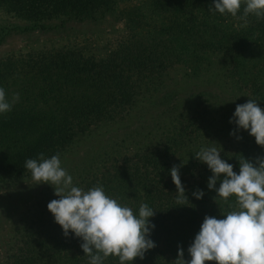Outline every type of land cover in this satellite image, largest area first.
I'll list each match as a JSON object with an SVG mask.
<instances>
[{
	"label": "trees",
	"instance_id": "16d2710c",
	"mask_svg": "<svg viewBox=\"0 0 264 264\" xmlns=\"http://www.w3.org/2000/svg\"><path fill=\"white\" fill-rule=\"evenodd\" d=\"M129 1L0 0V13L29 23L22 29L13 26L20 31L53 30L57 27L55 23L50 25L53 21L62 26L70 21L97 22L114 16L121 21L125 34L113 50L100 58L78 49L60 47L0 60V88L5 90L9 99L19 93V101L12 110L0 114V142H3L5 149V138L9 142L18 139L28 142L24 147L26 154H17L13 163L6 160L0 165L1 182L16 178L26 170L21 163L23 158L35 159L41 152L50 158L77 134H86L98 124L113 120L115 115L121 116L120 113L132 110L138 99H145L141 96V89L153 96L158 94L164 88L163 75L173 65L186 67L187 76L198 75L200 66H207L211 62L206 55L208 52L218 54L221 70L232 89L240 92L247 101L249 98L256 99L258 106L264 109V19L258 20L254 15H249L247 24L235 18L225 26L223 20L215 21L220 19L219 13L217 17L210 18L212 13L208 10L213 0H148L141 4L133 3L127 8L125 5L126 9L118 11ZM243 6L242 3L238 16L242 14ZM179 92L172 94L178 98ZM201 94L192 95V100L196 101ZM149 98L151 103L156 100L147 95L146 99ZM161 99L169 102L166 94L159 96ZM206 111L204 108L202 113L195 112L188 121L185 120L186 124L196 125L183 132H192V135L171 138L170 141L165 139L163 146L150 147L142 154L136 152L131 158L125 156L119 164V168H124L117 180H114V175L105 174L101 178L104 184L93 181L85 184V191L102 185L106 194L109 190L108 196L132 208L134 214H138L142 203L154 206L152 189L157 195V211L149 218L150 223L155 225L150 239L156 246L148 250L143 259L135 258L125 264H174L178 245L184 250V259H188L186 248L189 246L177 239L176 226L180 232H185V226L201 217L200 212L195 213L196 210L206 215L207 202L192 195L204 184L201 182L197 186L188 183L187 188L183 186L191 206H177L173 198L176 197V187L166 176L170 172V165L161 163L160 157L166 160L175 151L194 155L191 146L202 135L211 138L207 145L211 146L214 139L219 141V134H204L212 125L210 121L201 119ZM209 113L206 112V115L209 116ZM178 118H182L180 113L172 119ZM227 135L222 134V139ZM240 137L239 140L235 138V145L234 141L229 143L233 151L220 152L221 158L233 165V171L237 174L241 156L250 162H254L256 157H264V150L260 149L262 146L256 144L253 136L250 142H246L245 135ZM159 150H162V154ZM227 153L232 155L227 157ZM200 166V178L203 175L205 180L212 175L205 163ZM165 178L168 182L162 184ZM166 187L168 190L165 192ZM207 192L203 197L208 201ZM214 194L216 196L215 190L211 199H214ZM164 196L166 198L162 200ZM217 202L219 208L227 207L221 205L218 199ZM220 214L223 215L224 211L220 210ZM169 218L173 222L163 226V220ZM27 219H22L21 244L10 264H88V257L80 247L82 240L71 231L65 237L60 226L58 230L48 229L47 219L42 222L40 217L29 222ZM199 220L202 224L204 217ZM193 226L189 228L190 231L194 229ZM195 229L199 231L200 226ZM104 264H119V261L109 256Z\"/></svg>",
	"mask_w": 264,
	"mask_h": 264
},
{
	"label": "rangeland",
	"instance_id": "374dc122",
	"mask_svg": "<svg viewBox=\"0 0 264 264\" xmlns=\"http://www.w3.org/2000/svg\"><path fill=\"white\" fill-rule=\"evenodd\" d=\"M143 1L147 2L148 0L125 2L118 11L124 10L125 5L127 8L133 5V3L141 4ZM115 15L118 16V13L116 12ZM218 15L223 18L219 16L220 19H216L215 21L223 20L225 26L235 20L234 17L227 16L226 14ZM218 15L217 13H212L210 18L213 19ZM53 23L57 26L53 30L41 31L35 29L32 31H20L19 29L28 26L29 23L0 13V60H5L7 57L14 59L15 57L25 56L37 51L60 47L78 49L87 55L100 58L106 52L113 50L117 46V43L125 36L121 21L117 20L114 16H107L97 22L84 21L79 23L70 21L60 26L57 21H53L50 25ZM13 26L19 29H14ZM206 55H208L211 62L207 63V66L205 64L201 65L198 75L187 76L185 75V72H188L186 67H182L180 64L173 65L163 75L164 88H161L158 94L153 96L152 93H147L145 89H141V96H144L145 99L143 101L138 99L134 107L131 108L132 110L123 112L126 114L120 113L122 114L121 116L115 115L113 120H107L98 124L86 134H77L71 142L65 144L62 150H58L62 162L61 166L73 177L74 186L84 188L85 184L92 181L103 183L101 178L105 174L114 175V180L119 179L120 173L124 168H119V164H121L125 156L131 158L136 152L144 153L150 147L163 146L165 139H169L170 141L171 138L177 139L180 136L192 135V132L183 134L185 129L196 127L195 124H186L188 118L195 112L202 113L204 108L207 109V113L210 112V115L208 116L204 112L201 119L212 123L204 134H219L217 135L219 141L213 138L215 142H211V146L220 148L224 145L221 148V152L226 153L227 150L233 151L229 143L234 141L235 145V138L237 136L245 135L246 142H250L252 136L246 130L240 129L236 131V125L229 123L236 105L246 103L247 99L242 98V94L233 90L230 84H228V80L223 74V70H221L220 60L217 57L218 54L208 52ZM208 64L210 65L208 66ZM178 90H180V95L177 98L172 93ZM200 93L203 94L196 101L192 100V95ZM163 94L169 97V102L167 99L159 100V96ZM147 95H150L152 99L156 98V100L151 103L149 101L151 98L146 99ZM174 106L175 108H173ZM179 113L182 115V118L172 119L177 117ZM234 131L235 135L229 134ZM1 134L2 132L0 131V136ZM222 134L228 135L222 139ZM210 139L209 136H200L195 140L193 146H191L192 150L196 153L201 147H209L210 145L207 144L210 143ZM7 140L5 138L6 149L3 142H0V154L3 153L0 156V165L5 163L6 160L13 163L17 154H26L24 147L28 144L27 140H10L12 142ZM260 149L264 150V147ZM159 153L162 154V150ZM192 154L175 151V154H171L166 160H162L160 157V162L163 164L168 163L171 166H169V169L174 165L178 166L179 176L182 185L185 187L188 183H195L198 186L203 182L204 186L200 190L203 192L209 191L207 192L209 200L207 201L202 197V201L207 202L205 205L208 209L214 210V212H210L205 208L206 215L218 216L220 217L219 219H223L224 217L220 214V210H223L225 214L228 211L236 209L229 208L228 206L225 209L219 208L218 202L216 203L214 199H211L214 189L212 191L207 188L209 177L203 180V175H201V178L199 175L202 172L200 164L204 163L198 161ZM231 155L227 153V157ZM28 159H34V157H29ZM26 160L27 158H23V161H21L22 165L25 164ZM166 176L172 181L170 172ZM33 182L31 173L27 169L22 171L16 178H11L4 182L0 181V264H10L13 262L12 256L17 253L18 246L21 244L19 237L22 235V219L25 217H28V222L30 219L36 220L39 217L41 218V222L47 219V226L49 225L47 228L58 230L57 227L59 225L48 211L47 204L52 200L59 199V197L54 194V190L49 184H33ZM167 182L168 179L166 178L164 181H161L162 184ZM107 186L110 188V185ZM216 187H219V181ZM167 188H165V192L168 190ZM108 193L109 190H107L106 195ZM151 195L154 201V206L151 208L155 212V210L157 211L155 206L159 204V200L153 189ZM213 196L215 197V194ZM165 198V196L162 197V200ZM173 198L175 199V197ZM234 202L235 197H230L229 203L234 204ZM220 204L225 205L221 201ZM185 207L188 208V206ZM185 212L186 209L184 210ZM199 212L201 217L195 218L193 224L185 226L187 228L185 232H180L176 226V233L177 235L179 234L177 239H181L188 246L191 245L195 235L199 232L195 229L201 225L199 219L206 216H203L201 210H196L195 213L198 214ZM185 218H181V220H186ZM171 222L173 220L170 218L164 219L162 225L166 227ZM25 226L26 224H24ZM192 226L194 229L190 231L189 228ZM187 249L188 247L186 248V252ZM189 259L190 257L187 260ZM205 264H215V262H205Z\"/></svg>",
	"mask_w": 264,
	"mask_h": 264
},
{
	"label": "clouds",
	"instance_id": "9594fccd",
	"mask_svg": "<svg viewBox=\"0 0 264 264\" xmlns=\"http://www.w3.org/2000/svg\"><path fill=\"white\" fill-rule=\"evenodd\" d=\"M242 3L243 11L238 16ZM208 11L230 14L247 24L249 15L264 19V0H213ZM18 101L19 93L9 99L0 88V114L10 112ZM229 123L236 125V131H248L256 144L264 147V109L258 106L256 99L249 98L246 103L237 104ZM229 134L235 135V131ZM220 152L221 147H201L194 156L212 173L207 188L215 190V202L219 199L236 210L223 214V219L206 215L187 249L190 259H184V250L178 245L174 264L212 261L215 264H264V157H256L250 162L241 156L237 174L233 165L221 158ZM61 164L59 152L50 158L41 152L37 158L27 159L24 167L30 171L33 184L52 186L59 199L50 201L47 209L65 237L71 231L82 240L80 247L88 257V264H104L109 256L118 258L119 264L143 259L144 254L156 246L150 239L155 225L149 221L155 215L154 209L142 203L138 214H134L132 208L106 195L102 185L87 191L74 186L73 177ZM170 175L176 187V205L191 206L179 176V167L174 165ZM218 181L219 187H216ZM192 195L201 199L204 192L197 189ZM233 196L234 204L229 203Z\"/></svg>",
	"mask_w": 264,
	"mask_h": 264
}]
</instances>
